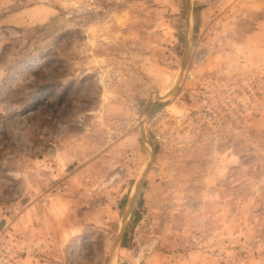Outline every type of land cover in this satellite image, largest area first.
I'll list each match as a JSON object with an SVG mask.
<instances>
[{"label": "rangeland", "instance_id": "374dc122", "mask_svg": "<svg viewBox=\"0 0 264 264\" xmlns=\"http://www.w3.org/2000/svg\"><path fill=\"white\" fill-rule=\"evenodd\" d=\"M0 243L264 264V0H0Z\"/></svg>", "mask_w": 264, "mask_h": 264}, {"label": "built area", "instance_id": "2783aa9c", "mask_svg": "<svg viewBox=\"0 0 264 264\" xmlns=\"http://www.w3.org/2000/svg\"><path fill=\"white\" fill-rule=\"evenodd\" d=\"M5 250H6L5 247H3L0 243V264H17L19 260L18 256L15 257V259L13 258L14 262H13V259L7 260L8 253Z\"/></svg>", "mask_w": 264, "mask_h": 264}, {"label": "crops", "instance_id": "0c3cea01", "mask_svg": "<svg viewBox=\"0 0 264 264\" xmlns=\"http://www.w3.org/2000/svg\"><path fill=\"white\" fill-rule=\"evenodd\" d=\"M19 264H47V263L33 261L32 259L29 258V255H27L25 256V258H23V260L20 261Z\"/></svg>", "mask_w": 264, "mask_h": 264}]
</instances>
